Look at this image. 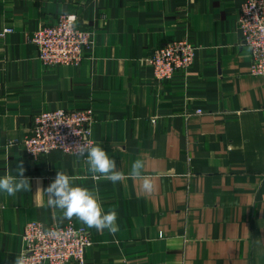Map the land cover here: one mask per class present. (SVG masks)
I'll return each mask as SVG.
<instances>
[{"label": "crops", "instance_id": "1", "mask_svg": "<svg viewBox=\"0 0 264 264\" xmlns=\"http://www.w3.org/2000/svg\"><path fill=\"white\" fill-rule=\"evenodd\" d=\"M243 1L0 0V32L11 28L0 34V177L22 162L31 185L0 193V264L19 255L29 220L67 221L44 191L58 171L118 213L114 235L72 219L91 234L86 264H264V75L250 71ZM62 12L93 44L79 64L46 65L29 36ZM183 38L192 64L155 78L151 50ZM86 107L95 145L125 175L142 159L150 195L140 181L94 180L82 156L28 153L34 114Z\"/></svg>", "mask_w": 264, "mask_h": 264}, {"label": "built area", "instance_id": "2", "mask_svg": "<svg viewBox=\"0 0 264 264\" xmlns=\"http://www.w3.org/2000/svg\"><path fill=\"white\" fill-rule=\"evenodd\" d=\"M239 26L243 44L250 50L251 73L264 75V0L243 1ZM8 31L11 28L5 27L0 34ZM29 39L36 46L39 59L52 66L79 64L85 50L93 44L92 32L81 27L76 12L58 14L53 22L34 30ZM193 56L194 44L190 40L172 39L154 47L147 62L155 78L168 80L177 70H186ZM94 122L92 107L43 110L33 115L23 144L33 157L46 156L53 150L79 155L80 145H95ZM52 229H57L59 235H50ZM22 240L19 255L25 254L27 264H86V248L92 243L88 229L73 220L59 224L29 220L24 226Z\"/></svg>", "mask_w": 264, "mask_h": 264}, {"label": "clouds", "instance_id": "3", "mask_svg": "<svg viewBox=\"0 0 264 264\" xmlns=\"http://www.w3.org/2000/svg\"><path fill=\"white\" fill-rule=\"evenodd\" d=\"M78 154L86 156L88 170L94 180L102 176L115 184L131 179L134 182H141L145 194L150 195L155 190L154 178L143 174L144 162L140 158L134 160L129 173L125 175L124 172L117 170L116 161L109 157L100 144L80 145ZM15 171L18 175H13L9 171L0 177V193L15 196L20 191L31 190L30 182L24 176L25 169L22 162ZM44 191L48 194V206L53 210H62L61 222L75 217L88 228H95L98 232L107 229L114 235L119 231L117 211L112 209L105 213L93 192L85 187L74 186L71 177L64 172L58 171L55 180ZM49 234L57 236L59 232L57 229H52ZM12 264H27L25 254L22 252L18 255Z\"/></svg>", "mask_w": 264, "mask_h": 264}]
</instances>
